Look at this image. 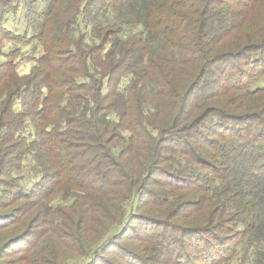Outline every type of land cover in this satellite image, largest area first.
<instances>
[{
	"label": "trees",
	"instance_id": "16d2710c",
	"mask_svg": "<svg viewBox=\"0 0 264 264\" xmlns=\"http://www.w3.org/2000/svg\"><path fill=\"white\" fill-rule=\"evenodd\" d=\"M37 17L4 38L39 42L36 66L0 64V264L99 243L87 264H264V0H49ZM25 155L38 178L10 193ZM63 189L70 207H43ZM136 221L153 223L126 238Z\"/></svg>",
	"mask_w": 264,
	"mask_h": 264
},
{
	"label": "rangeland",
	"instance_id": "374dc122",
	"mask_svg": "<svg viewBox=\"0 0 264 264\" xmlns=\"http://www.w3.org/2000/svg\"><path fill=\"white\" fill-rule=\"evenodd\" d=\"M6 2V6H0V64L11 60L15 66V73L20 76H26L30 73L31 69L36 66V61L42 55V48L39 42L34 41L29 45H20L15 42H11L9 40H5V31L12 33V35H24L30 37L32 34H35L39 27L38 15L41 13H45L48 7L49 0H3ZM3 12V19H2ZM107 22H113V16L108 14L106 17ZM104 20L102 23L106 24ZM140 31L138 26L127 27L125 29V35H131L133 33H137ZM75 37H78V34H75ZM3 38V39H2ZM7 55V56H6ZM9 56V57H8ZM0 73H3V65L0 66ZM3 92V88L0 90ZM2 92H0V104H3V96ZM21 105L19 102L14 103V112L21 111ZM16 114V113H15ZM26 128L21 130L19 134L23 139L27 141H32L34 139V129L29 121H26ZM114 151H117L114 149ZM17 156H20V153H16ZM23 162H19L18 158H16V163L20 164L19 168L9 176L5 183L8 182L13 185V188H6V191L10 193H15L19 190H23L28 192L31 186L37 180V167L35 162H33L32 157L30 155H25L22 159ZM0 192L3 193V179L0 186ZM0 193V202L3 194ZM65 190H57L49 199L48 203L43 205L45 208H49L55 211L58 208H66L72 205L73 200L69 199L65 195ZM0 214H3V209H0ZM151 216V215H150ZM160 219V218H156ZM141 222V223H140ZM151 222V221H149ZM148 221H136L133 223L130 228L132 231H128L126 234V238H135L138 239L143 238L145 236V230L152 227V225ZM153 223V222H151ZM120 229V225L111 229L109 235L104 237L103 240L111 237L113 234L118 232ZM18 233V230L12 231V229L5 232V235L10 237L14 236ZM3 236L0 235V242L2 241ZM129 241H127V244ZM133 245H138L137 241L132 242ZM100 244V243H99ZM95 245L91 250L85 252L82 256L78 257H67L68 259L64 260L61 264H87L90 261V257L92 256V252L99 246ZM117 244L121 246H125V241L117 242ZM18 248V245L10 249L11 251H15ZM88 249V248H87ZM86 248L84 250H87ZM117 248H113V252L116 251ZM152 256V255H151ZM238 257L233 264H239ZM11 260L14 257L10 258ZM102 264V263H101Z\"/></svg>",
	"mask_w": 264,
	"mask_h": 264
}]
</instances>
